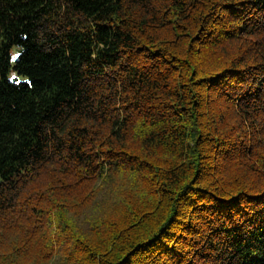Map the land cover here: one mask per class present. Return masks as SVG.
<instances>
[{"label": "trees", "instance_id": "obj_1", "mask_svg": "<svg viewBox=\"0 0 264 264\" xmlns=\"http://www.w3.org/2000/svg\"><path fill=\"white\" fill-rule=\"evenodd\" d=\"M47 262L264 264V0H0V264Z\"/></svg>", "mask_w": 264, "mask_h": 264}, {"label": "rangeland", "instance_id": "obj_2", "mask_svg": "<svg viewBox=\"0 0 264 264\" xmlns=\"http://www.w3.org/2000/svg\"><path fill=\"white\" fill-rule=\"evenodd\" d=\"M17 52H18V48L14 47L12 49V54H13L12 55V60L13 61L16 58ZM15 75H16V73L13 70L9 73V76L11 78L14 77ZM18 77H19V79H23L24 78L23 76H18ZM107 202H108L107 200H104V192L103 191L95 192L94 199L91 201V204H88V206L86 205L85 211H87V212H91L92 211L93 214L95 212L100 213V212H102V210L104 211L106 209ZM61 252L62 251H59L58 254H61ZM45 264H51V263L50 262H47Z\"/></svg>", "mask_w": 264, "mask_h": 264}]
</instances>
